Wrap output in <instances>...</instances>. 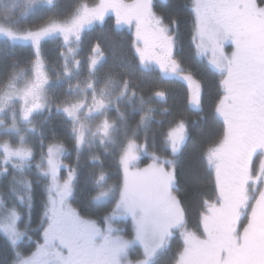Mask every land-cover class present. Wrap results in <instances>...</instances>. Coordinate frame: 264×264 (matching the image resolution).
Returning <instances> with one entry per match:
<instances>
[{
    "label": "rangeland",
    "instance_id": "obj_1",
    "mask_svg": "<svg viewBox=\"0 0 264 264\" xmlns=\"http://www.w3.org/2000/svg\"><path fill=\"white\" fill-rule=\"evenodd\" d=\"M138 1H134L137 3V9H134L137 13L145 12L149 0ZM111 2L0 0V44L6 47L5 44L8 46L9 42L36 44L42 38H67L87 29L92 23L98 26L97 30L104 16L108 15L107 5ZM192 2L197 56L208 58L209 64L217 71L227 67L225 85L228 91L235 86L238 70L241 73L238 91L235 90L234 95H224L218 107V115L226 123V134L218 145L207 152L209 164L213 169L215 160L223 151L224 160L229 162L228 166L225 161L221 162L222 169H231L232 164L236 163L239 169L231 172V180L237 182L240 169V173H244L246 164L242 160L247 156V192L244 185L240 186V192L237 189L229 192V185L222 184L228 177L221 175V179L217 178L219 198L213 206L208 207L201 228L195 233L191 232V236L188 234L184 257L176 264H214L213 260L216 259L219 264H264V46L250 50L253 52L250 53L252 59L247 65H243L239 60L240 53H237V59L230 58L234 66H227L225 57L219 53L221 41L226 34L237 40H242V37L239 32L224 27L217 15L219 13H216L218 5L216 7L214 1ZM251 8L259 34L264 38V8L256 4L251 5ZM155 28L158 34L165 36L160 24L155 25ZM94 34L97 35L95 40L100 38L106 57L105 54L102 57L93 54L91 49L94 48V42L90 44L84 41L80 45L68 42L63 49L61 62L52 67L48 66L49 62H46V56L39 47L30 73L20 84L10 82L4 88L9 76L0 74V173L8 174L3 182L0 177V241L6 243L5 250L9 257L7 264H27L26 261H32L39 254H48L45 264H66L69 256L76 255L80 248L87 249L85 245L68 244L67 239L66 244L57 240L60 244H56L55 248L46 246V238L43 237L47 234L48 218L52 213L66 208L76 211L83 226L93 228L96 225L100 228L95 232L96 240L103 233V242L108 241V248L115 253L113 264H150L155 254L164 248L168 231L180 221L178 209L170 201L168 160L147 155L142 146L128 142L120 150L117 161L119 172L113 176L110 170V173H106L98 158L107 145L113 142V131L107 128L110 124L105 121L106 109L126 97L128 89L123 85L120 94H116L119 90L118 81L106 82V64L120 63L132 69L131 75L135 73V68L140 69L139 65L143 69L149 68L140 62L133 64L132 56L125 53L128 50L134 52L131 42L123 47L114 46L109 36L107 38L104 33L98 35V32ZM2 47L0 49L3 51ZM137 47L136 57L145 59L149 62L148 66L159 69L163 74L168 72L164 71L165 61L155 56V47L150 48L149 52H146V47L138 44ZM236 64L237 73L233 70ZM170 68L174 76L179 75L176 72L180 70L178 65H170ZM259 75L262 77L256 80L255 77ZM189 87L188 108L195 112L199 108V89L192 83H189ZM233 101L241 106L237 108L241 112L233 116L236 127L229 112ZM48 110L53 111L50 113L52 118L54 113L57 116L50 123H62L60 119L64 118L69 121L68 126H64L67 132L53 135L50 139L55 140L51 142L45 138L46 150L39 152L38 166L44 174H40V177L50 176L52 180L58 178L62 189L60 192H54L56 187L50 178L45 184L44 177L43 185H38L37 179L32 177L28 160L16 154L30 152L29 158L36 156L34 149L20 146L33 141L35 132L23 131V127L21 132H6L7 127L14 125L27 124L29 129L32 123L47 124L44 116ZM232 112H235L234 108ZM250 112L261 123L254 122ZM245 129L246 133L243 132ZM186 138L184 123L170 131L169 142L174 156L179 153ZM227 139L232 144L228 146L230 153L225 155ZM11 141L13 148L9 144ZM146 157L151 160L142 163ZM239 159L240 163L237 162ZM250 161L257 166H248ZM14 170L17 173L9 176ZM13 182L17 185L11 187ZM23 182L34 187L38 185L39 191L23 189ZM231 185L234 187L233 183ZM81 187L85 191H80ZM128 223L129 231L123 228ZM221 223L226 227L225 230L220 228ZM49 239L53 244L56 242L52 236ZM196 250H199L198 254ZM195 256H199L200 260L197 261ZM3 263V259L0 260V264Z\"/></svg>",
    "mask_w": 264,
    "mask_h": 264
},
{
    "label": "trees",
    "instance_id": "obj_2",
    "mask_svg": "<svg viewBox=\"0 0 264 264\" xmlns=\"http://www.w3.org/2000/svg\"><path fill=\"white\" fill-rule=\"evenodd\" d=\"M256 2L257 5L264 8V0H256ZM160 4L163 5L157 8V13L172 31L171 35L175 44V53L172 59L180 67V70H177L179 75L168 79L166 78L168 76L165 77L157 68L143 69L140 66V69L135 68V73L131 75L132 69L125 68L120 63L109 62L106 64V82L118 81L119 90L116 91V94H120L123 85H126L128 89L126 97L112 103V107L106 109L105 121L110 124L107 128L113 131V142L107 145L103 154L98 158L106 173L110 170L113 176L114 173L119 172L117 161L121 154L120 150L128 142H136L142 146L147 155L168 160L170 182L172 181L169 191L170 201L173 206L178 207L179 214L183 218H181L182 234L185 233L186 238L182 239L181 233L177 234L178 237L168 242V245L166 244L167 246L165 245L166 247L163 248L164 251H159L160 253L154 257L150 264H176L184 257L185 249H187L185 241L188 239V234L195 233L201 228L202 219L208 212V207L213 206L216 199L219 198L217 178H220L221 175L215 168L216 162L212 169L207 152L213 146L218 145L225 136V123L217 112L224 97V81L221 74L210 66L207 58H199L196 54L194 41L196 29L192 0H167L166 3L161 2ZM111 33H109L110 42L112 41L114 46L120 45V37L113 31ZM106 37L108 38V36ZM98 41L101 43L100 40ZM131 41L132 38L129 37L123 46L130 44ZM5 45L6 47H2L0 44V48L3 49V51L0 49L2 51L0 74L9 76L4 88L10 82L20 84L26 79V74L31 71L30 66L37 59L33 51L34 47L41 48L42 54L46 56V62L51 63H48L49 67L61 62L65 48L61 44V39L56 36L55 40L42 38L36 44L9 42L8 46ZM125 53L132 56L133 64L138 63L136 57L133 59L132 51L128 50ZM42 59L44 60V57ZM189 83L199 89V108L195 112L188 108ZM52 112L48 110L44 116L46 118L44 121L46 120L47 124L36 123L37 130L33 139L42 142L43 150H46L47 147L45 138L49 139L48 142L54 141L55 139L50 138L58 132H65L64 126H68L69 123L65 118L60 119L62 123H50L51 119L57 117L54 113L52 118L50 116ZM181 123H184L186 128L187 138L179 153L174 156L170 147L169 133ZM221 156H223V151L218 155L216 161ZM224 159H220L218 164L221 165V162L225 161V165L228 166L229 161ZM150 160L151 158L146 157L142 163ZM33 171L38 173L35 175L37 176L35 179H37L38 185L41 184L45 176L41 178L40 174H44L41 171L37 172V169ZM11 172V176L17 173L16 170ZM31 174L33 175L32 172ZM54 180L56 181L57 178ZM38 185L35 187L36 191H39ZM81 190L83 191L84 188L81 187ZM85 194L87 196V192ZM86 207L89 208V206ZM91 214L97 215L93 212ZM129 227L130 223L126 227L123 226L128 231ZM5 244L0 241V260L3 259V264H7L9 259Z\"/></svg>",
    "mask_w": 264,
    "mask_h": 264
},
{
    "label": "flooded vegetation",
    "instance_id": "obj_3",
    "mask_svg": "<svg viewBox=\"0 0 264 264\" xmlns=\"http://www.w3.org/2000/svg\"><path fill=\"white\" fill-rule=\"evenodd\" d=\"M134 1L135 0H112L111 4L109 3L107 5L108 15L104 16V18L102 19L103 22L101 23L102 25L99 26V29L97 30H96V27L98 28V26H95V24L92 23L88 25L89 27L87 29H84L83 31H80V32H76L73 35L68 36L67 38L61 37V36H56V37L61 39V44L63 47H65L67 45L66 43L68 42H71V43L76 42V44H79V45L84 41H87L90 44L94 42L95 43L94 48L91 49V51L93 52V54H96L97 57H102L105 53H104V49L102 48L103 44L98 41L100 40V38L98 37V39L95 40L97 36L96 34H94L95 32H98V35L100 33H104L103 35L109 36L111 34V31H113L120 37L119 43L122 47L124 45V42L125 41L127 42L128 38L131 37L132 38L131 46L134 50L132 55L136 57L135 47H137V44L140 46L146 47V52H149L150 48L155 47V49L157 50L155 56H157L159 60L165 61L166 68L164 69V71L167 70L168 72L166 71L167 73L163 74L159 69L158 70L165 77L168 76L166 78L170 79L171 77H174L173 69L170 68V65L172 66L178 65V63L176 61L174 62L172 59L175 53V44H174V41L171 35V32H172L171 29L169 28L168 25H165L162 17L160 16V14L157 13V8L160 7V5H163L160 3L161 2L166 3L167 0L147 1L146 11L145 12L143 11L142 13L136 12L134 7L137 9V3ZM140 1L141 0H139L138 3ZM212 1L216 3V7L218 5L216 13L217 12L219 13L217 15L219 19L221 20V22H223L222 24L224 25V27L229 29V31L239 32L240 37H242V40H237V39H233L231 36H228L226 34L225 39H223L220 44V48H221V49L219 48L220 55H223L225 57L226 65L229 66L230 64L231 65L233 64V60H231L230 58L237 59L238 58L237 53H240L239 60L243 62V65H247L249 61L252 59L250 53H253V52L252 51L250 52V50L254 51L264 46V38L260 36L258 27L255 24V20L252 14L253 9L251 8V5L256 4L257 6L256 0H212ZM103 2L104 1H102V4ZM130 6H132L131 9L129 8ZM157 24L161 25L162 30L165 31L166 33L165 36L160 35L156 32L155 25ZM220 30H223V28H221ZM157 47H159V49H157ZM33 51L37 55L40 51L39 46L34 47ZM160 54H162V56H160ZM136 59L138 60V64L139 62L143 63L145 66H147V68L152 69L151 66L147 65L149 62L146 61L145 59L141 60L140 57H136ZM207 60L209 61L208 58ZM254 63L256 64L257 60H255ZM232 66H234V64ZM226 68H223V70H221L223 73L219 70L217 71L215 67L213 69L219 72V74H221L222 76V79L224 81V95H229V93L234 95L235 90L238 91L239 86H240V82H238V78L241 75V73L238 70V64H236L235 68L233 67V70L235 73H237V70H238L237 76H235V80H234L235 86L233 89H230L228 91L225 85V80L226 78H228V75L226 73ZM261 77L262 76L259 75V77L257 78L255 77V79L258 80ZM230 97L233 98L234 96H230ZM230 97H229L228 102L230 101ZM239 104L243 105L242 102H240ZM231 106H233L232 109L234 108L235 112H232V109H229V112L231 111L230 116L234 124V127H236L234 117L236 116V114L241 112V109L240 110L237 109L238 107L241 108V106H238L237 102L235 101H233ZM250 114H251L250 117L254 120V122L256 121L258 123H261V120L256 118V116L253 115L252 112H250ZM29 115L30 116L32 115V110H30ZM237 122H238V119H237ZM242 122H245V120L242 119ZM23 125L24 124L22 125L20 124L18 126H15V125L9 126L6 128L7 129L6 132H12V131L21 132L20 130L22 129V127L25 128L23 129V131L27 130V131H30V133L32 134L36 132L37 130L36 125H34L33 123L30 124L31 127L29 129H28L27 124L24 126ZM225 129H226V123H225ZM246 131L247 130L245 129L243 132L246 133ZM225 134H226V131H225ZM8 140L9 138L7 137V141ZM226 141L228 142V144L227 143L225 144V147H226L225 155H228L230 153L228 146L232 144V141H230L229 139H227ZM9 144L11 145L12 141L9 142ZM20 146L30 147V149L32 150L34 149L35 152L37 153L35 157L29 158L28 156L31 155L30 152H25L24 153L25 156L24 154H20L19 152H16V154H18L21 157V159L24 158L28 160L27 164L30 165V169L32 170L31 172L33 173L32 177H34V180H35V177H36L35 175L36 174L38 175V173H35L33 170L37 169V172L40 171V168L38 166L39 152L43 151V148H44L43 144L41 141H35V139H33V141L26 142L24 143V145H20ZM11 147L13 148L14 146L11 145ZM222 158L224 159L226 157L221 156L220 159ZM218 161L215 160L217 164H218ZM237 162L240 163V159ZM242 162L246 164V167L244 168V173H240L241 172V169H240L239 178L237 179V182H232L231 180V172L234 173V171L239 169L236 163H233L232 168L228 170L226 168L223 170L221 165L219 164L218 166L217 164L215 166V168L218 169L219 175H225L226 177H228V179L222 182V184L223 186L225 184L229 185L228 187L229 192H233L235 189H237L240 192V186L242 185L245 186L244 187L245 192H247V156L244 160H242ZM248 166L253 168V166L256 167L257 164L254 165L252 162L251 163L248 162ZM241 174L242 176H240ZM9 175L11 176V174ZM7 177H8V174L6 172H2L1 174L2 182H3V179H7ZM45 179H46L45 180V184H46L48 182L47 180H49V177H46ZM50 181H55V180H52V178L50 177ZM171 182H170V188H171ZM231 183L234 184V187L231 185ZM15 185L17 184L13 182L11 187ZM42 185H43V181H42ZM21 186L23 189H27L29 191H31L32 188H33L32 190L33 192L35 190L34 186L25 184L24 182L23 184L21 183ZM53 186L56 187L54 192H60L61 189H60L58 178L54 182ZM64 211L59 210V212L56 214L52 213L50 215V218H48L49 224H48V230L46 231L47 234H44V237H43L44 239L46 238V246L52 245V247L55 248V245L59 243L57 240H59L60 243L62 244L64 243L66 244L68 242V244H76V245H81V246L85 245L86 247H88L87 249H84V250H81L80 248V250H78L76 255L69 256V259L66 264H90V263L92 264H113L115 253L113 252V250L108 248L109 246L108 241L103 242L104 240V239L102 240L103 233L99 234V238L96 240L95 232L100 230V228L97 227L96 225H94L93 228H91L89 225L83 226V224H81L83 222L79 220L75 210H68L66 208V210L64 209ZM178 213H179V209H178ZM181 218L182 217L180 215L179 223L175 225L170 231H168L167 237H166L167 245H168V242H171L172 240L178 237L177 234L181 233L182 235L181 238L185 239L186 234L185 233L182 234L183 224L181 220L183 218L182 219ZM218 226L219 225L217 224V227ZM220 226H222L220 228L225 230L226 227L223 225V223H221ZM88 232L91 234L90 237H88ZM51 236L52 238L53 237L56 238L55 240L56 242L54 244L49 239ZM66 239L68 240L67 242H65ZM73 249H75V247ZM57 251H61V250L57 249ZM162 251L164 250L160 249V252ZM63 252L67 253V250L63 249ZM160 252H158L157 254H159ZM198 253H199V250H196V254ZM157 254H155V256ZM47 258H48V254H43V255L39 254V255H35L32 261H26V262L27 264H33L35 262L36 264H45L44 261L47 260ZM195 258L197 259V261L200 260L199 256H195ZM213 261H214V264H219L218 259L213 260Z\"/></svg>",
    "mask_w": 264,
    "mask_h": 264
},
{
    "label": "bare ground",
    "instance_id": "obj_4",
    "mask_svg": "<svg viewBox=\"0 0 264 264\" xmlns=\"http://www.w3.org/2000/svg\"><path fill=\"white\" fill-rule=\"evenodd\" d=\"M57 139V138H56Z\"/></svg>",
    "mask_w": 264,
    "mask_h": 264
}]
</instances>
